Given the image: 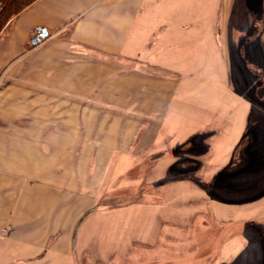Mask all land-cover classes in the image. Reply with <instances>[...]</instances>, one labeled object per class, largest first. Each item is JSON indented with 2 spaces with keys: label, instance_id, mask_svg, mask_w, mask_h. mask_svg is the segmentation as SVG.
I'll return each instance as SVG.
<instances>
[{
  "label": "crops",
  "instance_id": "obj_1",
  "mask_svg": "<svg viewBox=\"0 0 264 264\" xmlns=\"http://www.w3.org/2000/svg\"><path fill=\"white\" fill-rule=\"evenodd\" d=\"M235 2L37 0L9 20L0 32V264H137L158 257L175 224L188 232L210 225L209 209L218 220L230 213L213 187L248 169L247 144L264 119L241 87L252 84L255 61L264 83V15L255 8L242 22ZM199 133L219 164L214 183L202 184L219 207L202 198L193 211L176 209L183 196L167 195L88 209L100 184L116 186L145 156L147 169L174 159L159 168L168 176L177 160L169 151ZM261 196L247 203L246 222L264 218Z\"/></svg>",
  "mask_w": 264,
  "mask_h": 264
},
{
  "label": "rangeland",
  "instance_id": "obj_2",
  "mask_svg": "<svg viewBox=\"0 0 264 264\" xmlns=\"http://www.w3.org/2000/svg\"><path fill=\"white\" fill-rule=\"evenodd\" d=\"M8 2L9 0H0V15L1 11L2 13L5 11ZM235 4L239 8L238 17L242 22L243 20L246 21L245 18L250 15L251 12H255V5L253 3L251 4V0H236ZM246 7L248 8V11ZM12 18L13 17L11 16L10 18L7 17L4 20H0V29L2 27L4 28ZM1 21L4 22L2 23ZM223 30L227 31L226 27H224ZM245 31H247L246 26L242 32L240 29L239 35H244ZM238 46H240V44ZM239 62L243 64V62ZM254 67V69L257 70L260 69L258 68L259 66L254 65ZM240 68L242 67L240 66ZM254 69L252 71L253 78H250L252 84H244L243 81H241L240 83H243L244 86H241L240 83H238V89L241 91L243 90V87L248 88L247 96H250L249 98H251L253 103L256 104V107L252 110V114L255 113L258 117H264V88L259 87V83L262 81V78L257 77V70L253 73L255 71ZM241 73H243L242 70H239L238 75H241ZM239 78L242 77L240 76ZM240 86L242 88H240ZM192 102L193 101H191V103ZM214 132L215 131L212 130V134ZM254 134L255 136L252 135L254 136V142L250 145L251 147L247 146L246 148L247 152L251 153V158L253 160L251 167L252 165L255 167H253V173H247L249 170L245 169L236 173H230L231 171H229L227 176L224 177L226 179L222 182L223 186L221 187L215 185V189L213 187L215 192H213L211 187H208L207 185V187H202L204 182L213 180V176L219 170L217 168L219 164L216 165L211 163L214 156L213 142H211V139L207 138L206 146L203 150L204 154L202 153V156L197 155L195 157L190 155V159H193L201 165L199 171L191 173L189 172V169L175 168L170 169L167 176V173L165 175V170L163 169V171L159 168L168 165V163H170V161H174V159L169 160V162L166 161V164H157L153 168L148 167L147 169L144 165H142L146 159L145 156L141 160L137 161L135 164V166H137L136 169H133L132 167L133 170L131 172L120 173L118 175L116 186L114 185L115 183L111 187L108 186V183L105 185L100 184V189H96L93 193V203H89L91 205L88 209L90 211L95 208L97 209L99 207L98 203L100 200H103L105 203L109 202L107 204L101 203L104 206L110 207L124 206L127 203L137 200L145 202L148 198H153L152 200L161 203L167 195L184 197H180L181 200L174 203L175 206H173L174 204L172 205V207L176 209H178V206H190V209L193 211L192 208L198 206L197 204L201 203L199 200H202V198H205V200H207V204L210 206L219 207L220 204L218 202L210 201L213 200L210 199L212 195L207 194L206 192L208 190H212L214 197L216 199L223 200L224 208L230 210V213H225V215L224 213L222 214L223 220L216 219L215 215L212 214L214 211L209 209V214L206 216V219L207 217L208 219L206 221H208L210 225H198L197 221L196 225L191 229H187L190 231L186 232L183 228H181L182 226H177L175 224V226H173L175 229L168 231L165 230L161 234L163 239L161 238V243H159L160 250L159 253H157L158 257L155 255L156 257L152 260H147L144 257L137 260V264L140 262L142 264H161L162 261L172 259H176V262L178 263L186 262L189 264H264V218H262L260 222L256 220L246 222L247 220H245V218L248 217L247 207L250 209L251 206H247V203L249 204L253 201H257L259 198L261 199V193L264 191V119L255 126ZM155 135L157 136L156 132L154 134L149 133L147 139L143 141L139 150L141 151V148L143 149L146 145V149L151 147L154 140L157 138ZM252 136H250L251 139ZM133 141L134 138L128 140V142H130L128 144V148L129 146L132 147ZM159 144V146L162 145L161 142ZM127 151L130 152V149H127ZM252 151L256 153V155H259L256 156L258 157L256 160H254ZM131 153L132 152H130V154ZM136 154L137 152H133V156H130L132 157V161L138 159V154ZM213 168H217V170L212 171L211 169ZM152 169V173L154 174L150 173ZM193 175L194 177H192ZM190 176L192 178H190ZM181 180H189L195 187L192 185L193 187L188 188L184 187V184L177 183ZM210 182L214 183V180ZM173 183H175V185H173ZM103 195H105L107 199H114H111V202L109 200H105V198L101 199ZM97 200L99 201L97 202ZM255 207H259V204ZM237 212H239L238 215ZM247 226L249 227L248 230H246ZM253 227H256V232L251 229ZM258 229L259 231H257ZM224 242H227L228 245L226 251L222 253L220 250ZM143 249L144 251H150V248L147 245H144ZM153 253H156V251H153ZM89 262L92 263L93 261H87L86 263L88 264Z\"/></svg>",
  "mask_w": 264,
  "mask_h": 264
},
{
  "label": "flooded vegetation",
  "instance_id": "obj_3",
  "mask_svg": "<svg viewBox=\"0 0 264 264\" xmlns=\"http://www.w3.org/2000/svg\"><path fill=\"white\" fill-rule=\"evenodd\" d=\"M255 5V8L257 10V14L259 15V17L262 19L263 15H264V0H251V4ZM256 29H254L250 35H253L255 33ZM253 39H251L250 41H252ZM248 42H246V39H243V41L240 43V48H245V50L247 49L248 46ZM243 54H246L243 53ZM246 60H248V56L245 55ZM249 61V60H248ZM254 65H258L259 63L258 61L255 62H251ZM259 87L264 88V83H259ZM209 139V135L204 133H199V134H195L193 135L191 138L187 139V141H185L182 145H180L179 147H176L174 150H170V157H174L176 158V163H174V165L171 166L170 169H177V168H183V169H190V170H194V171H199V169L201 168V165L198 164L196 161H194L193 159H190V155L195 156H202V153L204 154V149L206 146V139ZM250 142V141H249ZM248 142L247 145H251Z\"/></svg>",
  "mask_w": 264,
  "mask_h": 264
},
{
  "label": "trees",
  "instance_id": "obj_4",
  "mask_svg": "<svg viewBox=\"0 0 264 264\" xmlns=\"http://www.w3.org/2000/svg\"><path fill=\"white\" fill-rule=\"evenodd\" d=\"M35 1H37V0H9L5 11H3V13L1 11L0 20H4L7 17L10 18L11 16L14 17V16L18 15L26 7H28L29 5H31ZM1 22L3 23L4 21H1ZM2 28L0 29V31L2 30ZM260 122H258V123H260ZM252 155L254 156V160H256L258 158L256 156H259V155H256V153H254L253 151H252ZM251 164H252V161H251L248 169H245V170H249L247 173H250V172L253 173L252 170H254L253 169L254 166L252 165V167H251ZM248 229H249V227L247 226L246 230H248ZM251 229L254 230V232H256V227H253ZM257 231H259V229Z\"/></svg>",
  "mask_w": 264,
  "mask_h": 264
},
{
  "label": "water",
  "instance_id": "obj_5",
  "mask_svg": "<svg viewBox=\"0 0 264 264\" xmlns=\"http://www.w3.org/2000/svg\"><path fill=\"white\" fill-rule=\"evenodd\" d=\"M46 35V31L45 30H43L42 31V37H44ZM40 42V38H38V39H36L34 42H33V44H35V43H39ZM157 158V157H156Z\"/></svg>",
  "mask_w": 264,
  "mask_h": 264
}]
</instances>
